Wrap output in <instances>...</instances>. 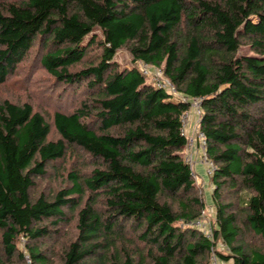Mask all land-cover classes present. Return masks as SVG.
I'll return each instance as SVG.
<instances>
[{
    "label": "trees",
    "instance_id": "trees-1",
    "mask_svg": "<svg viewBox=\"0 0 264 264\" xmlns=\"http://www.w3.org/2000/svg\"><path fill=\"white\" fill-rule=\"evenodd\" d=\"M31 54L59 106L0 101V264H29L20 239L31 264H264V0H0V85ZM141 63L200 99L212 236L181 154L191 103ZM77 150L87 163L39 189Z\"/></svg>",
    "mask_w": 264,
    "mask_h": 264
},
{
    "label": "rangeland",
    "instance_id": "rangeland-1",
    "mask_svg": "<svg viewBox=\"0 0 264 264\" xmlns=\"http://www.w3.org/2000/svg\"><path fill=\"white\" fill-rule=\"evenodd\" d=\"M94 33L101 36V31L98 29ZM91 36L92 34L88 35L86 41H88ZM32 54L22 63L18 71H16V74L12 75L8 82L0 85V101L5 98H9L21 103L30 102L33 104L35 109H40L43 112L48 110L51 113L55 111L59 105L58 103H55L54 101L52 102V100L48 99L50 96V93L48 92L50 80L47 81V74L44 70L40 68H32V61L30 62L29 60L31 59ZM250 54L253 53L251 52L249 45H243L238 52V55L240 56ZM114 61L118 62L122 69L139 65V63L133 62V57L127 48L119 49L114 57ZM196 104V101L193 100L191 108L189 109L184 121V128L189 138V144L184 148L181 154L186 157L193 156V168L198 176V178L195 177V183L198 186L200 195L206 204V207L203 210L204 213H202L204 215V219L202 220L208 227H213L214 202L212 194L215 186L211 181V176L207 175L206 171V161L204 159V152L201 147L202 141L198 130L199 115L196 112ZM85 159L87 160L85 153H82L80 150H77L76 152L74 151V153H71V155L56 163L55 167H49L48 174L45 177L40 178L38 188L41 189L44 186L47 191L56 190V188L65 183L63 177H65L67 170L72 166H77L78 168L84 166V163H87ZM71 230L72 226L69 231ZM65 238L66 235L63 234V240H65ZM18 246L19 249L25 253L27 262L31 264L23 239H20ZM218 249L222 250L224 248L221 244H219ZM52 260L53 264H59V257H55Z\"/></svg>",
    "mask_w": 264,
    "mask_h": 264
},
{
    "label": "built area",
    "instance_id": "built-area-1",
    "mask_svg": "<svg viewBox=\"0 0 264 264\" xmlns=\"http://www.w3.org/2000/svg\"><path fill=\"white\" fill-rule=\"evenodd\" d=\"M141 69H142V72L145 74V76L149 82H151L156 87L166 89L172 95V97L174 99H180L181 101H186V102L189 101L191 103V105H192L193 100H195L197 103L196 104V112L199 115L198 116V125H199V119H200V115H201L200 99H191L187 96L180 94V92H178V90L175 88V86L171 82V80L164 76L162 67H153V66L147 65L145 63H141ZM188 112L189 111H187L184 115V121H185V118H186ZM184 126H185V123H184ZM184 132H185V128H184ZM199 135H200L201 141H202L201 147H202V150L204 152L203 153L204 159L206 161L205 165H206L207 175L212 176V174L215 170V165L206 155V140H205L203 133L199 132ZM188 144H189V142H188ZM184 157H185V160L193 168V156L186 157L184 155ZM193 174H194V177L198 178L197 173L195 172L194 168H193ZM202 219H204L203 214L198 220H196V222L193 223V225H196V226L202 228L207 233L208 236H212L213 227L212 226L208 227L206 224L203 223ZM204 226H205L206 230H205ZM212 264H220V259L217 257V255L215 253H213V255H212Z\"/></svg>",
    "mask_w": 264,
    "mask_h": 264
},
{
    "label": "crops",
    "instance_id": "crops-1",
    "mask_svg": "<svg viewBox=\"0 0 264 264\" xmlns=\"http://www.w3.org/2000/svg\"><path fill=\"white\" fill-rule=\"evenodd\" d=\"M229 262H230V264H232L231 261H229ZM229 262H224V261L220 260V264H229Z\"/></svg>",
    "mask_w": 264,
    "mask_h": 264
}]
</instances>
